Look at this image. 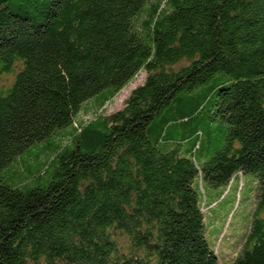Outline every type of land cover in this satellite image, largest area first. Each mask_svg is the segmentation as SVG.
I'll list each match as a JSON object with an SVG mask.
<instances>
[{
    "label": "trees",
    "instance_id": "obj_1",
    "mask_svg": "<svg viewBox=\"0 0 264 264\" xmlns=\"http://www.w3.org/2000/svg\"><path fill=\"white\" fill-rule=\"evenodd\" d=\"M250 179L232 264H264V0H0V264H220L200 186Z\"/></svg>",
    "mask_w": 264,
    "mask_h": 264
},
{
    "label": "rangeland",
    "instance_id": "obj_2",
    "mask_svg": "<svg viewBox=\"0 0 264 264\" xmlns=\"http://www.w3.org/2000/svg\"><path fill=\"white\" fill-rule=\"evenodd\" d=\"M145 77V73H140L139 76L130 83V85H127L112 101L108 102L103 107L104 110L102 113L107 116L110 113L124 107L125 100L128 98L130 92L133 88H135V86L142 84ZM213 83V81H210L203 87H199L196 91L199 94L208 92L209 87ZM93 100H95V98H93ZM93 100L90 99L87 102H91ZM87 102L82 105L80 112L76 115L75 118L77 120L85 114H90V112L85 108V104H87ZM85 117L88 118L87 116ZM71 129V127H66L62 129L63 131L61 133H69ZM55 138L56 137L53 136L52 139L40 143L41 145L30 147L25 153L20 155L15 162L17 163V161H20L22 164L26 165L27 170L32 168L35 172L41 170L43 173L46 171L49 173L48 164H40L37 161H30L34 160V158L39 155L44 158L46 155L45 151L48 148V142L54 141ZM43 147H46V149H43ZM10 168L11 167L9 166L6 171V178L10 181H20L19 178L9 176L11 173ZM252 177L257 179L256 176ZM235 185L236 183L232 185L231 188H228L226 185L218 187H208L206 185H202L199 189V194H201L200 202L203 206L202 208H204L202 211L204 213L205 234L209 244L215 248L220 264H232L241 251V248L244 245L242 239H244L250 231L254 218L253 213L257 203L256 192L258 184L254 180L250 179L248 182L245 180L244 186L240 189L239 196L237 195V198V187ZM195 187L197 188V186ZM201 187H206L208 189L205 192V189H201ZM226 189L227 191H225ZM222 193L224 194L221 196Z\"/></svg>",
    "mask_w": 264,
    "mask_h": 264
}]
</instances>
